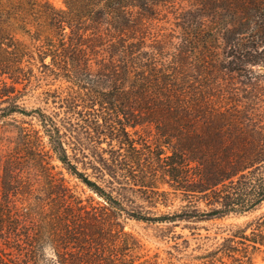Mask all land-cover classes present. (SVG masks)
I'll use <instances>...</instances> for the list:
<instances>
[{
	"label": "trees",
	"instance_id": "trees-1",
	"mask_svg": "<svg viewBox=\"0 0 264 264\" xmlns=\"http://www.w3.org/2000/svg\"><path fill=\"white\" fill-rule=\"evenodd\" d=\"M151 1L155 0H63L65 7L57 8L50 0H38L52 31L43 37L14 12L12 2L0 0V118L14 113L33 115L42 129L32 122L31 129L25 127L32 147L48 158L60 160L68 173L102 196L118 213L125 210L135 218L176 225L252 210L264 203V129L253 130L257 137L247 152L236 151L216 139L218 152L225 157L232 153L233 160L207 161L187 154V149L195 154L203 151L199 136L194 137L195 147L184 137L180 80L164 69L153 78L145 71L141 76L138 71L149 63L141 66L142 52L133 39L138 27L135 13L148 16ZM251 14L248 18H253L252 23L246 24L250 32L247 43H235L227 55L228 67L242 75L253 72L251 66L264 65V4L252 0ZM98 46L105 47L109 59L96 72L92 55ZM102 59L105 61V57ZM43 77L62 79L68 84L41 92L45 103L52 102L51 112L39 106L28 110L20 100L28 87ZM221 117L229 126L232 118L224 113ZM145 119L155 124L153 141L142 135L134 137L128 129ZM228 126H222L216 135L242 137L241 131ZM44 136L49 145L46 150ZM104 141L108 146L103 145ZM137 166H141L142 174ZM159 178L170 190H161ZM59 179L58 189L67 195L71 190L67 179ZM133 190L166 199L170 193L181 194L187 203L163 215L148 216L127 209ZM201 202L207 208H202ZM77 203L88 211L81 201ZM7 215V208L1 205L0 239L4 241ZM72 222L74 227L67 222L60 235L57 255L61 260L57 262L61 264L76 263L74 258L64 260L68 247L84 243L73 231L78 223ZM118 234H123L122 238ZM118 234L109 229L100 230L96 236L88 234L91 238L85 241L94 245L95 251L86 252L85 263L158 264L148 254L135 253L134 249L140 248L138 240L134 238L132 245L127 232L121 229ZM118 238L121 244L116 243ZM243 238L250 243L225 238L207 250L204 264H254V253L264 252V214L258 218L253 236Z\"/></svg>",
	"mask_w": 264,
	"mask_h": 264
},
{
	"label": "rangeland",
	"instance_id": "rangeland-1",
	"mask_svg": "<svg viewBox=\"0 0 264 264\" xmlns=\"http://www.w3.org/2000/svg\"><path fill=\"white\" fill-rule=\"evenodd\" d=\"M50 1L57 8L65 7L63 0ZM255 1L264 4V0ZM4 2H12L14 12L33 29H38L43 37L52 33L38 0ZM251 2L155 0L149 3L152 12L148 16L135 13L138 27L133 39L142 52L141 66L144 62L149 63L138 69L141 76L145 71L153 78L164 69L181 82L179 90L185 107L182 118L184 137L195 147L194 137L199 136L203 151L195 154L187 149L189 156H202L207 161L233 160L235 155L232 153L225 157L223 152H218L216 139L221 140L222 145H232L236 151L247 152L251 141L257 137L253 130L264 129V65L251 66L253 72L242 75L231 70L227 63V55L233 45L247 43L250 32L246 24L252 23L253 19L248 18L252 16L249 15ZM23 38L29 41V37ZM104 48L96 47L92 55V67L96 72L102 70L101 63L109 59ZM66 84L68 82L62 79L43 77L28 87L20 102L28 110L39 106L51 112L54 106L52 102L47 104L43 101L41 92ZM18 86L21 88L22 84ZM221 113L232 118L229 126ZM144 117L149 118L147 115ZM31 122L42 129L33 115L14 113L0 118V206L7 208L8 213L6 241L0 239L3 264H61L57 262L61 260L57 255L60 235L67 222L74 227L72 220L78 223L73 231L83 238L84 243L81 247H68L69 253L64 259L68 262L74 258V264H87L84 261L86 252L90 249L95 251V246L85 241L91 238L89 235L96 236L97 232L105 229L118 234L123 229L131 244L138 240L140 248L134 249L135 253L148 254L158 264H204L207 262V250L215 248L225 238L232 237L237 241L245 240L243 236L251 238L258 218L264 214L263 203L245 212L201 217L189 223L181 221L172 225L135 218L125 210L118 213L106 204L102 196L68 173L60 160L48 158L32 147L30 136L25 131L32 128ZM222 126L241 131L242 137L217 136L216 132ZM128 129L134 137L142 135L150 141L155 138V124L146 119ZM44 142L47 145L45 150L49 149L46 136ZM103 145L108 146L106 141ZM137 168L142 174L141 166ZM61 176L67 179L66 183L71 188L67 195L58 189ZM163 182V178H159L161 190H170ZM130 195L127 209L148 216H160L187 203L181 194L174 193H170L168 199L140 190H133ZM77 201H81L88 211L81 209ZM200 205L207 208L204 202ZM118 236L122 238L123 234ZM116 243L121 244L119 238ZM253 257L254 264H264V252L257 251ZM225 260L230 262L228 258Z\"/></svg>",
	"mask_w": 264,
	"mask_h": 264
}]
</instances>
